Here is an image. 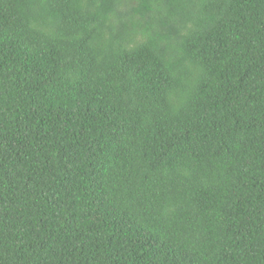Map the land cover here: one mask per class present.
Listing matches in <instances>:
<instances>
[{
	"label": "trees",
	"instance_id": "trees-1",
	"mask_svg": "<svg viewBox=\"0 0 264 264\" xmlns=\"http://www.w3.org/2000/svg\"><path fill=\"white\" fill-rule=\"evenodd\" d=\"M0 264H264V0H0Z\"/></svg>",
	"mask_w": 264,
	"mask_h": 264
}]
</instances>
